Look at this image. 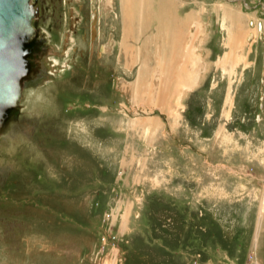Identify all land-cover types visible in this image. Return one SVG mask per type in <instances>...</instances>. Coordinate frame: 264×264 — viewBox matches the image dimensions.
I'll use <instances>...</instances> for the list:
<instances>
[{"label":"rangeland","instance_id":"rangeland-1","mask_svg":"<svg viewBox=\"0 0 264 264\" xmlns=\"http://www.w3.org/2000/svg\"><path fill=\"white\" fill-rule=\"evenodd\" d=\"M41 5L0 136V264H264V0H174L204 70L165 111L128 90L143 63L122 57L121 0ZM225 10L254 35L228 66Z\"/></svg>","mask_w":264,"mask_h":264},{"label":"bare ground","instance_id":"bare-ground-1","mask_svg":"<svg viewBox=\"0 0 264 264\" xmlns=\"http://www.w3.org/2000/svg\"><path fill=\"white\" fill-rule=\"evenodd\" d=\"M156 2V6H159L157 8L154 6ZM121 3L125 24V37L120 45L122 57L129 69L137 62L143 63L140 65L135 83L128 89L132 92L133 99L140 98L142 102L151 103L162 111L172 108L173 98L177 100L176 104L179 106L181 97L198 84L200 74L204 70L200 57L193 53L195 48L192 52L190 45L193 43L191 29L193 25H199L198 19L192 16L186 21L179 20L173 11L174 0H121ZM227 11L224 12L228 20L226 17L224 19L231 24L228 33L231 51L226 54L224 62L226 65H235L239 62L236 49L254 35H248L249 32H245L243 24H235L234 13L229 14ZM154 22L157 24L158 38L150 39L147 44L139 47L140 51H136L137 47L130 45L128 40L137 37V34L144 32L150 23ZM155 41L156 44H160V48L155 46L156 59L153 61L155 57L150 48L155 45ZM169 49L172 52L171 56L167 55ZM137 52L142 55L140 60ZM150 62L155 63L152 69H149ZM147 98L149 99L145 101Z\"/></svg>","mask_w":264,"mask_h":264},{"label":"water","instance_id":"water-1","mask_svg":"<svg viewBox=\"0 0 264 264\" xmlns=\"http://www.w3.org/2000/svg\"><path fill=\"white\" fill-rule=\"evenodd\" d=\"M32 0H0V135L19 114L23 85L43 52Z\"/></svg>","mask_w":264,"mask_h":264},{"label":"flooded vegetation","instance_id":"flooded-vegetation-1","mask_svg":"<svg viewBox=\"0 0 264 264\" xmlns=\"http://www.w3.org/2000/svg\"><path fill=\"white\" fill-rule=\"evenodd\" d=\"M33 1V5L37 6L40 5L42 2V5L44 7V11L46 13V11L51 12V15H53V13L56 11L57 6H59L60 4H62V0H32ZM56 1V2H55ZM35 9V8H34ZM36 10V9H35ZM72 11L71 10H67V17L71 18L72 17ZM39 17V12L36 11V17L35 20ZM68 27L70 28V30H74V23L73 21H71V19L68 20ZM36 22V21H35ZM33 20V24L36 27L37 30L38 29V25L37 23H35ZM50 31H53V28H50ZM40 35V32H39ZM41 37V36H39Z\"/></svg>","mask_w":264,"mask_h":264},{"label":"crops","instance_id":"crops-1","mask_svg":"<svg viewBox=\"0 0 264 264\" xmlns=\"http://www.w3.org/2000/svg\"><path fill=\"white\" fill-rule=\"evenodd\" d=\"M158 2V1H157ZM157 2L155 3V5L154 6H156L157 5ZM157 7V6H156ZM155 9V8H154ZM156 10V9H155ZM121 11H122V14H123V10H122V8H121ZM153 28V27H152Z\"/></svg>","mask_w":264,"mask_h":264}]
</instances>
